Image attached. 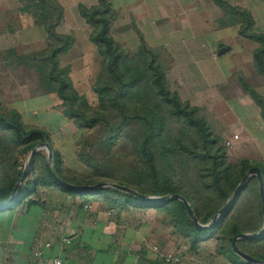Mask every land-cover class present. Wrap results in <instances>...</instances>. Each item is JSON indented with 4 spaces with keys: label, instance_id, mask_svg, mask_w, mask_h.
Returning <instances> with one entry per match:
<instances>
[{
    "label": "rangeland",
    "instance_id": "1",
    "mask_svg": "<svg viewBox=\"0 0 264 264\" xmlns=\"http://www.w3.org/2000/svg\"><path fill=\"white\" fill-rule=\"evenodd\" d=\"M83 1L90 8L96 0ZM229 1H234L238 8L253 13L256 19L255 30L264 33V0ZM48 3L54 4V0H23V14L35 15L38 24H44L48 20L44 24L47 25L56 20L58 15L57 10L52 14L41 11L52 8ZM200 4L202 16L201 19H196L195 16L194 23H201L202 28H206L211 34L204 36L205 33H201L193 34L194 37L177 38L172 47L159 44L154 37L148 40L144 37L149 46L160 52L159 60L168 72L172 90L181 94L183 102L188 103L189 108L198 109L199 116L206 120L207 127L212 132L211 138L226 149L227 161L235 166L243 158H248L251 163H264V120L260 107L243 86L245 83L249 84L264 97V76H258L253 66V53L257 44L239 36L238 24L224 27L230 19L212 0H201ZM67 5V17L73 24L77 22L78 11L74 16V5ZM112 6L111 35L129 57L128 77L136 73V70L144 71V78L132 97L133 100L129 102L128 111L138 112L144 118L124 120L117 110L107 105L108 101L105 104L100 103L95 89L104 88L114 80L107 75L105 77V61L89 39L92 27L84 23V27L75 34L78 41L72 47L73 51L58 59L59 66L70 71V94L77 95V100L64 103L57 95L56 84L50 80L52 65L48 58L53 47L57 46L54 41L49 39L43 49L25 55H19L13 47L0 46V113L8 119H13L17 113L27 129H50L52 141H55L53 145L61 143L60 149L54 147L59 153V174L68 181L77 182L79 187L88 186L85 184L92 180L121 182L147 192L145 195L148 196L157 195L150 194L153 186L148 179L138 146L149 131L145 119L156 114L154 119L158 116L159 121L153 147L162 181L173 179L178 185L185 184L201 201L202 210L206 212L212 208L213 195H205L197 187L193 164L187 153L177 147L180 125L171 116L168 107L157 105L152 95L147 56L140 50L141 41L137 33L139 28L131 11L132 7L116 2ZM142 7L145 8L143 4ZM176 10L180 12L179 8ZM8 18L10 20L6 19V24L12 26L15 18ZM74 28L75 26L72 29ZM199 31L200 29L195 33ZM214 43L217 48L213 55ZM71 113L75 115L74 118L70 117ZM92 118H98L97 125L91 123ZM236 135L238 139H235ZM11 140L9 131L0 130V184L16 176L17 165L23 171L30 156V150L27 151L24 146L13 145ZM228 140H233V146L226 145ZM38 152L40 153L37 156ZM38 152L33 160V164L38 163L36 174L30 177L31 180L45 175L44 164L46 159L48 163V150L40 149ZM51 168H57L53 160ZM233 193L234 191L231 195ZM246 193L233 213L236 212V216L247 222V227H256L260 223L257 198L259 183L256 176H253ZM162 217L163 228L167 234L171 232L172 237L167 238L161 246L180 253L183 257L182 264L206 261L213 264H233L219 251L225 235L207 233L199 237L200 241L194 247L190 237L182 235L172 225L169 226V217L165 212ZM213 219L207 224L199 222L209 225ZM244 248L249 250L248 246L244 245Z\"/></svg>",
    "mask_w": 264,
    "mask_h": 264
},
{
    "label": "trees",
    "instance_id": "2",
    "mask_svg": "<svg viewBox=\"0 0 264 264\" xmlns=\"http://www.w3.org/2000/svg\"><path fill=\"white\" fill-rule=\"evenodd\" d=\"M212 1L222 10L223 14L230 19L228 23L223 25L224 27L238 24V33L240 37L253 41L258 45L253 53V66L258 75L264 76V33L255 30L256 20L253 13L247 9L238 8L228 0ZM47 5L52 8H45L44 10H41L42 12L45 11L46 14H52L56 10L58 11L56 20L45 25L49 39L57 44V46L53 47L52 53L48 58L52 65L50 80L56 84L58 97L64 103L68 101L73 103L77 100L78 96L70 94L72 89L70 71L68 68H61L58 59L61 55L67 54L72 49L75 39L71 35H62L56 31V26L63 18L61 6H58L57 3H48ZM113 9L111 0H98V4L90 8L86 7L84 4L79 5L81 16L86 20L87 24L92 27L90 39L95 44L100 57L105 61L104 75L105 77L107 75L114 80L113 82H109L104 88H96L95 91L98 93L100 103L105 104L106 101H108L107 105L117 110L124 120H139L144 117L138 114V112H129L128 106L142 83L144 71L136 70V73L131 77H128L130 72V67L128 65L129 57L111 35ZM44 17L48 18L47 16ZM47 22L48 20L46 23ZM137 33L139 34L141 41L140 50L144 56H147V69L151 77L150 84L153 91L152 95L155 98L157 105L168 107L169 113L176 118V121L180 125V131L177 134L176 140L177 147L183 149L187 153V157L191 160L193 164L194 182L197 187H199L205 195H213L211 200L212 208L203 212L201 201L194 196L190 188L185 184L178 185L173 179L162 181L159 174L157 156L153 147L154 140L157 136H155V134L158 130L159 121L158 116L156 120L154 119L156 114L145 119L144 122L149 126V131L147 135L142 137L138 146L139 154L147 170L148 179L153 186L152 193L150 194L157 196L172 194L182 195L191 205L198 220L203 224H207L209 220L213 219L216 211L220 210L227 203L232 196V192L236 190L237 186L251 167H259L264 177V163H251L248 158H243L240 160L239 165L235 166L227 161L226 149L218 145L217 140L211 138L212 132L207 127L206 120L199 116L197 112L198 109L189 108V104L183 102L181 94L172 90L170 87L168 72L164 66L161 65L159 60L161 55L160 52L157 51V48L149 46L140 30H137ZM103 80H105V78H103ZM243 86L250 93L255 103L260 107L261 116L264 120V97L249 84L245 83ZM71 114L72 116H69L74 118L75 115L73 113ZM91 123L97 125L98 118H92ZM0 130L9 131L12 135L11 141L13 145L24 146L27 151H31L32 148L39 143L45 141L49 142L52 145L54 152L53 161L57 166L53 171L62 179L68 181L59 174V153L54 149L51 134L48 131L41 128H25L17 113L14 114L13 119H8L0 113ZM39 153L40 152L37 153V156ZM37 165H32L26 186H24V190L15 203L32 193L35 189V184L38 186L41 184L47 185L49 183H54L61 186L51 175L46 159L44 164L45 175L41 177L36 176L33 189H28L27 185L31 181L30 177L36 174ZM20 168L21 167L17 165L15 170L16 176L8 180L6 183L0 184V203L9 199L16 183L22 177L23 171H21ZM252 179L253 176L247 180L244 188L234 200L230 208L220 215L214 226L208 230H199L196 228L195 222L188 213L184 202L176 198L166 201L142 200L130 192L113 186L77 192L80 195H88L108 190L128 197L129 201H126L127 203H132L133 200H135V202L143 207L158 209L162 214L165 212L166 216L169 217L167 221L169 226L172 225L176 231L178 230L182 235L190 237L194 247H196V242L199 240V237H202L207 233H220L223 236L225 235V241L219 246V251L233 264H250L233 251L232 239L240 233L257 232L264 225L260 188L257 196L259 201L258 217L260 218L258 226L247 227L246 225H248V223L243 222L241 217L236 216V212L233 213V210L238 207L243 197L247 195L246 192ZM68 182L79 185L77 182ZM97 183H100V181L92 180L85 185H94ZM115 184L132 188L126 183L118 182ZM134 190L141 194L147 193L136 188ZM237 244L244 252L264 261V233L257 238L238 239ZM244 245L248 246L249 250L244 248Z\"/></svg>",
    "mask_w": 264,
    "mask_h": 264
},
{
    "label": "crops",
    "instance_id": "3",
    "mask_svg": "<svg viewBox=\"0 0 264 264\" xmlns=\"http://www.w3.org/2000/svg\"><path fill=\"white\" fill-rule=\"evenodd\" d=\"M200 1L111 0V3L132 7L138 28L147 40L154 37L159 44L172 47L177 38L211 34L201 23H194L195 16L196 19L202 16ZM22 3L23 0H0V46L13 47L19 55L43 49L49 40L46 26L38 24L35 15L23 14L25 4ZM54 3L63 11V18L56 26L57 33L73 36L76 44L75 34L84 27L82 23L89 25L79 10L84 1L54 0ZM67 4L74 5L73 15L78 13L77 22L73 24L67 17ZM97 4L98 0L90 7ZM8 16L15 18L12 26L6 24ZM145 18L148 19L144 21ZM215 44L213 55L217 48ZM46 130L52 133L50 129ZM60 145V142L55 143L54 147L60 149ZM33 181L27 185L30 190L34 187ZM34 188L26 198L0 208V264H38L34 250L45 242L52 243L45 249V254L60 257L65 264H165L163 255L170 250L161 245L172 235L163 228L160 210L143 207L135 200L127 203L128 197L108 190L80 195L79 190H68L54 183L35 184ZM64 237L70 238L71 243H64Z\"/></svg>",
    "mask_w": 264,
    "mask_h": 264
},
{
    "label": "water",
    "instance_id": "4",
    "mask_svg": "<svg viewBox=\"0 0 264 264\" xmlns=\"http://www.w3.org/2000/svg\"><path fill=\"white\" fill-rule=\"evenodd\" d=\"M40 149H47L48 150V166H49V170L51 175L53 176V178L64 188L68 189V190H91V189H99V188H104L107 186H114L117 188H120L122 190H125L127 192H130L132 194H134L137 198L142 199V200H151V201H166V200H170L173 198L179 199L181 201L184 202L185 207L188 211V213L190 214L191 218L194 220L195 222V226L196 228H198L199 230H208L211 229L215 222L217 221L218 217L220 215H222L223 213H225L230 206L232 205V203L234 202V200L237 198V196L239 195V193L242 191L245 183L247 182V180L251 177V176H256L258 181H259V188H260V195H261V199H262V204H263V218H264V177L263 174L261 172V169L257 166H253L251 167L247 173L245 174V176L243 177V179L241 180V182L239 183V185L237 186L236 190L234 191L233 195L229 198V200L227 201V203L218 211H216L213 222L209 225H202L198 218L196 217L191 205L189 204V202L180 194H172V195H166V196H148L145 194H141L139 192H137L136 190L126 187V186H121L115 183H109V182H100L94 185H88V186H83V187H79L71 182H68L64 179H62L60 176H58L51 168V162L54 158V152H53V148L52 145L49 142H42L37 144L36 146H34L30 152V156L28 159V162L26 163L24 170H23V174L22 177L19 179V181L16 183L14 190L11 194V197L9 198L8 201H6L3 204H0V208H4L7 207L9 205H11L13 202H15V200L17 199V197L21 194L26 180L30 175L31 169H32V165H33V160L34 157L36 155V153L40 150ZM264 233V225L263 227L255 232V233H240L237 234L236 236L233 237L232 239V248L233 251L240 256L243 260H245L246 262L250 263V264H264V261L261 259H257L251 255H249L248 253L244 252L243 250H241L237 244L238 239H251V238H256L261 236Z\"/></svg>",
    "mask_w": 264,
    "mask_h": 264
},
{
    "label": "built area",
    "instance_id": "5",
    "mask_svg": "<svg viewBox=\"0 0 264 264\" xmlns=\"http://www.w3.org/2000/svg\"><path fill=\"white\" fill-rule=\"evenodd\" d=\"M235 139H238V135L235 136ZM233 143H234L233 140L232 141L228 140L226 142V145L228 147H231L233 146ZM87 208H91V206H87ZM63 242L70 244L71 239L64 237ZM51 246H52L51 242H45L44 245H42V247L35 248L34 256L37 258L38 264H65L64 261L60 257H52V256H47L45 254V249L50 248ZM154 249H157V247H155ZM163 260L165 264H182L183 257L180 253L176 251H168L167 253L163 255ZM198 264H213V262L207 261V262L198 263Z\"/></svg>",
    "mask_w": 264,
    "mask_h": 264
}]
</instances>
